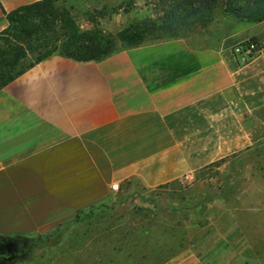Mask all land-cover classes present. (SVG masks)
<instances>
[{
	"label": "crops",
	"instance_id": "crops-1",
	"mask_svg": "<svg viewBox=\"0 0 264 264\" xmlns=\"http://www.w3.org/2000/svg\"><path fill=\"white\" fill-rule=\"evenodd\" d=\"M35 1L0 0V31L3 11ZM254 36L261 49L239 61L232 46ZM263 46L264 19L215 39L189 29L100 61L52 55L18 75L0 89V236L46 234L139 187L264 151ZM244 172L264 183L252 165ZM250 195L245 212L263 222L264 185ZM240 232L213 226L165 264L250 263L257 244Z\"/></svg>",
	"mask_w": 264,
	"mask_h": 264
},
{
	"label": "rangeland",
	"instance_id": "rangeland-1",
	"mask_svg": "<svg viewBox=\"0 0 264 264\" xmlns=\"http://www.w3.org/2000/svg\"><path fill=\"white\" fill-rule=\"evenodd\" d=\"M154 3L155 0H58L56 10L69 11L87 39L107 41L129 23L153 16ZM10 11H3L7 24L0 31V55L12 52L17 44L26 48L25 43H17L6 32V14ZM210 17L205 26H193L191 30H204L215 39L247 23L245 19L221 16L218 8ZM119 46L113 41L110 47ZM51 49L45 46L27 50L17 67L27 70ZM246 163L256 169L257 176L264 174V151L254 149L236 161L225 159L212 164L195 172L187 182L176 181L151 191L139 187L121 198L89 207L88 212L81 211L77 218L52 232L8 237L4 249L22 251L32 240L26 254L10 264H165L188 244L204 238L213 226L228 232L231 224L238 223L242 232L237 236L247 234L257 244L252 248L254 259L246 264H264V221L259 214L245 212L250 193L260 190L264 183L247 180Z\"/></svg>",
	"mask_w": 264,
	"mask_h": 264
},
{
	"label": "trees",
	"instance_id": "trees-1",
	"mask_svg": "<svg viewBox=\"0 0 264 264\" xmlns=\"http://www.w3.org/2000/svg\"><path fill=\"white\" fill-rule=\"evenodd\" d=\"M57 2L58 0L35 1L18 6L6 14V32L12 34L17 43H25L26 48L17 44L12 52L0 55V89L25 71L17 66L27 50L52 47L37 62L52 53H59L60 56L77 62L100 61L117 51L157 39L180 36L193 26L205 25L216 8L220 10L221 16L245 19L247 23L264 19V0H155L153 16L129 23L107 41H97L89 40L84 33L79 32L69 11H57ZM249 39L257 38L254 36ZM113 41L120 44L117 49L110 47ZM7 239L9 238L0 236V264H10L14 259L25 255L32 241L30 238L22 251L9 252L4 249Z\"/></svg>",
	"mask_w": 264,
	"mask_h": 264
},
{
	"label": "built area",
	"instance_id": "built-area-1",
	"mask_svg": "<svg viewBox=\"0 0 264 264\" xmlns=\"http://www.w3.org/2000/svg\"><path fill=\"white\" fill-rule=\"evenodd\" d=\"M261 49L260 42L258 39L250 40L247 39L243 42L235 44L231 48V52L239 59L241 62L250 60L256 53ZM189 176H183L179 181L187 182L189 181ZM118 184H113L112 189H118Z\"/></svg>",
	"mask_w": 264,
	"mask_h": 264
}]
</instances>
